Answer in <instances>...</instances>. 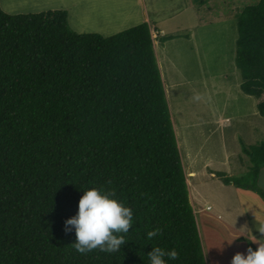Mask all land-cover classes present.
Wrapping results in <instances>:
<instances>
[{
  "label": "trees",
  "instance_id": "obj_1",
  "mask_svg": "<svg viewBox=\"0 0 264 264\" xmlns=\"http://www.w3.org/2000/svg\"><path fill=\"white\" fill-rule=\"evenodd\" d=\"M235 62L264 116V0L238 16ZM243 151L245 176L213 174L264 199V143ZM92 186L134 212L118 252L81 254L66 230ZM153 247L208 264L152 26L80 34L65 9L10 14L0 0V264H149Z\"/></svg>",
  "mask_w": 264,
  "mask_h": 264
},
{
  "label": "rangeland",
  "instance_id": "obj_2",
  "mask_svg": "<svg viewBox=\"0 0 264 264\" xmlns=\"http://www.w3.org/2000/svg\"><path fill=\"white\" fill-rule=\"evenodd\" d=\"M261 1L1 0L10 14L65 9L80 34L112 36L140 23L152 26L183 166L197 172L189 176L190 199L208 264H231L236 253L259 246L246 236L249 229L256 233V217L264 220V199L212 173L245 176L251 163L243 145L264 143L259 100L242 91L235 62L238 16ZM165 35L180 36L163 43ZM259 186L264 190V169Z\"/></svg>",
  "mask_w": 264,
  "mask_h": 264
},
{
  "label": "clouds",
  "instance_id": "obj_3",
  "mask_svg": "<svg viewBox=\"0 0 264 264\" xmlns=\"http://www.w3.org/2000/svg\"><path fill=\"white\" fill-rule=\"evenodd\" d=\"M80 188V187H79ZM82 198L79 201L78 213L67 219L66 230L75 228V250L81 254L99 249L106 253L120 251L126 243L125 235L134 225V212L131 207L115 197L110 190L103 187H84ZM249 241L257 243V249L249 247L247 255L236 253L231 264H264V220L256 217L255 230L249 229ZM151 240L158 235V230L148 232ZM179 258V252L173 248L165 250L153 247L149 252V264H169Z\"/></svg>",
  "mask_w": 264,
  "mask_h": 264
},
{
  "label": "crops",
  "instance_id": "obj_4",
  "mask_svg": "<svg viewBox=\"0 0 264 264\" xmlns=\"http://www.w3.org/2000/svg\"><path fill=\"white\" fill-rule=\"evenodd\" d=\"M152 31L153 32H155L154 31V29H152ZM161 32H162V30H161ZM184 37H186V38H189L190 36L189 35H184ZM156 43H155V46L158 44V41H155ZM156 55H157V61H158V64H159V66H160V71H161V73H162V77H163V81H165V78H164V74H163V72H162V67H161V64H160V60L158 59V54H157V52H156ZM173 60V59H172ZM170 58H169V64L171 65V66H174V62L172 61ZM167 87H166V85H165V91H166V96H167V98H168V92H167V89H166ZM225 121H223L222 123H224ZM186 174H187V177H188V183H189V176L191 175V176H196L197 175V172H195V171H191V172H186ZM213 174V173H212ZM214 175V174H213ZM190 185V184H189Z\"/></svg>",
  "mask_w": 264,
  "mask_h": 264
}]
</instances>
